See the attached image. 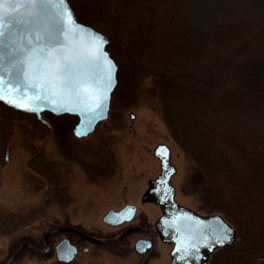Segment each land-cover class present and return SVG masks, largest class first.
<instances>
[{"label": "rangeland", "instance_id": "1", "mask_svg": "<svg viewBox=\"0 0 264 264\" xmlns=\"http://www.w3.org/2000/svg\"><path fill=\"white\" fill-rule=\"evenodd\" d=\"M177 7L185 18L206 29L239 18L264 29V0H178ZM110 51L117 63V72L107 117L87 135H73L72 126L77 120L74 114L44 111L42 118L47 123H43L31 114L0 106L1 148L11 136L10 160L3 164L0 158V251L13 247L21 235L41 236L62 211L70 210L80 217L86 213L83 224L87 230L95 229L106 208L134 201L146 186V180L159 171L158 159L152 152L159 142L168 145L170 162L175 166L170 178L175 198L198 210L213 206L211 198L205 194L208 175L192 157L199 145L198 133L205 132L194 118L199 115L193 116L194 125L182 119L183 122L170 126L157 90L142 64L122 56L124 48L114 41ZM253 53L254 58L262 57L264 42ZM245 126L260 130L264 140V112L251 116ZM214 201L215 212L226 218L223 212L225 206L230 210V200ZM221 250L216 249L219 264L223 256ZM226 261L242 264V257L237 259L228 251ZM51 263L48 256L27 252L18 262ZM82 263L113 261L106 258L105 253L88 247L83 258L70 264ZM248 264H264V243Z\"/></svg>", "mask_w": 264, "mask_h": 264}, {"label": "trees", "instance_id": "2", "mask_svg": "<svg viewBox=\"0 0 264 264\" xmlns=\"http://www.w3.org/2000/svg\"><path fill=\"white\" fill-rule=\"evenodd\" d=\"M177 1L69 3L77 19L107 34L109 51L114 41L122 56L142 64L170 126L182 119L194 125L196 118L205 130L192 157L208 175L205 194L213 207L214 200H230L223 213L237 233L228 249L248 264L264 243V140L245 126L264 112V55L253 53L264 29L240 18L206 29L185 18Z\"/></svg>", "mask_w": 264, "mask_h": 264}, {"label": "snow or ice", "instance_id": "3", "mask_svg": "<svg viewBox=\"0 0 264 264\" xmlns=\"http://www.w3.org/2000/svg\"><path fill=\"white\" fill-rule=\"evenodd\" d=\"M107 43L77 23L67 0H0V100L26 111L76 112L90 129L104 118L115 87ZM217 220L215 226L195 224L194 232L229 241L231 228Z\"/></svg>", "mask_w": 264, "mask_h": 264}, {"label": "flooded vegetation", "instance_id": "4", "mask_svg": "<svg viewBox=\"0 0 264 264\" xmlns=\"http://www.w3.org/2000/svg\"><path fill=\"white\" fill-rule=\"evenodd\" d=\"M0 106L14 112L31 114L36 120L47 123L42 118L44 111L40 113V118L34 111H26L1 100ZM10 140L11 136L8 138V142L2 148L0 147V158L3 164H7L10 160ZM158 172L146 180V186L141 192L137 193L134 201H124L115 208H106L100 214V224L95 229L87 230L85 224H83L82 218L86 220V213H82L81 216L83 217H80L72 214L69 209L67 212H59L41 236L21 235L13 247L8 246L4 252L0 251V264H4L11 256L12 259L8 264H18L25 252L36 256H48L51 259V264H70L76 259L83 258L84 253L88 251V247L105 253L106 258H111L113 263L169 264L170 251L174 246L172 240L177 234L180 235V226H186L183 228L186 229L187 234L189 229H193L197 224L190 210L203 216L216 212L213 206L207 210H198L184 204L175 198V193V201L190 210L186 209V213L180 212L177 214L176 211L165 212L166 204L160 198V192L155 191V188H158L159 185L150 184L149 182L150 179L156 177ZM108 209L122 211L114 218L110 217L105 221L103 215ZM223 218L227 220L225 217ZM175 221L176 229L174 227ZM18 246L20 247L15 252ZM72 247L74 252L70 260L58 259V256H69ZM219 248H222L223 254L220 264H227L226 258L229 245L216 247L210 251L207 255V264H219L220 255H217L216 260L214 258L216 249ZM45 249H47V252H42ZM191 258L193 260L194 256L192 255ZM191 264H196V262L192 261Z\"/></svg>", "mask_w": 264, "mask_h": 264}, {"label": "water", "instance_id": "5", "mask_svg": "<svg viewBox=\"0 0 264 264\" xmlns=\"http://www.w3.org/2000/svg\"><path fill=\"white\" fill-rule=\"evenodd\" d=\"M67 4L70 6L68 0H67ZM70 9L73 12L75 20L77 21V23L79 25L84 26V28L87 30H91L95 33L103 35L106 38V40L108 41L107 36L103 32H101L100 30L91 26L90 24H87L85 22L78 20L73 9L71 8V6H70ZM104 50L107 52L110 59L115 63L116 72H117V64H116L114 58L110 55V53L106 49V45H104ZM115 84H116V74H115ZM110 94H111V92L109 93V101H110ZM14 97H15V93L13 94L12 98H14ZM1 101L7 102V100H1ZM109 101H108V105H107V111L104 114V118H99V119L94 120L92 122V126L90 129H88L85 118L76 112H54L51 110V106L41 107V109L39 111H34V112H36V114L38 116H40V112L44 111V110L50 111L53 114L69 113V114L76 115L77 120L72 126V132L75 136L81 137V136H85V135L78 136L76 134L78 131H81V132L87 131V134H88L91 131H93V129H94V127L98 121L103 120L107 117V112H108V108H109ZM7 103H9V102H7ZM10 104H12V103H10ZM20 109H22V108H20ZM130 117H133L132 113H130ZM164 149L167 150L166 155L163 154L162 150H164ZM152 152H153L154 156L159 161V172L156 175V177L153 179H150L149 182H150V184L155 183V184L159 185L158 188H155V191L160 192V198L163 199L165 204H166L164 211L165 212H168V211L169 212L170 211L175 212L176 211V214L180 213V212L186 213V209H188V208L183 206V205L178 204L174 199V187L170 183V177L175 172V166L170 162V150H169L168 145L165 143L159 142V143L155 144ZM128 206H130V205H128ZM162 206H163V204H162ZM188 210H190V209H188ZM121 211L122 210L115 211L113 209H108L105 212V214L103 215V219L105 221H107L106 220L107 218H110V217L114 218ZM190 211L194 215L193 217L196 219V222L198 224H201V225L212 224L215 226L218 224L217 218H219V221H223L225 224H227L231 228V230H232L231 234H230L231 239L227 242L222 243V244L217 243L215 238L213 237V234L210 231L205 230L203 235L196 234L194 232V229H195V226H194V228L189 229L188 233L186 234V229L183 228L186 226L185 225H183V227L180 226V228H179L180 235L177 234L172 240L174 242V246L172 247V249L170 251V262H169V264H191L192 261H195L196 264H207V255L210 253V251H212L216 247L228 246V245L232 244L234 239L236 238V229L232 226V224H230L227 220H225L220 213H214L211 215L203 216L200 214H196L192 210H190ZM174 227L176 229V221L174 223ZM19 247L20 246H18L15 249V252L17 251V249ZM42 252L46 253L47 249L42 250ZM73 252H74V248L72 247L71 251L69 252V256H63V257L58 256V259L68 261L71 259ZM192 255L194 256L193 260L191 258ZM11 259H12V256L4 264H8L11 261Z\"/></svg>", "mask_w": 264, "mask_h": 264}]
</instances>
